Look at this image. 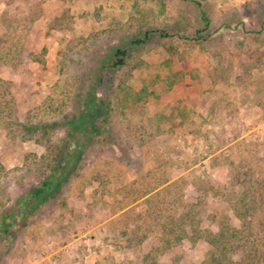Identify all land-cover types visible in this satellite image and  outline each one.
<instances>
[{
  "label": "rangeland",
  "instance_id": "rangeland-1",
  "mask_svg": "<svg viewBox=\"0 0 264 264\" xmlns=\"http://www.w3.org/2000/svg\"><path fill=\"white\" fill-rule=\"evenodd\" d=\"M152 28L169 35L134 44ZM92 98L103 128L72 130ZM67 142L63 186L24 203ZM226 253L264 264V0H0V264Z\"/></svg>",
  "mask_w": 264,
  "mask_h": 264
},
{
  "label": "trees",
  "instance_id": "trees-1",
  "mask_svg": "<svg viewBox=\"0 0 264 264\" xmlns=\"http://www.w3.org/2000/svg\"><path fill=\"white\" fill-rule=\"evenodd\" d=\"M158 34L162 36H167L169 35V32L167 30H155V29H148L145 31L142 35V37H138L135 41L134 44L140 45L143 43H147L151 39H153L155 36H158ZM128 49H123L120 48L115 54V61L113 62L112 66L115 68H121L123 65L126 63V58L128 56ZM109 110V107L106 106L104 101L98 102L96 98H92V103L89 106V108L86 110V113H84V116L78 117L74 116L73 118L67 117L66 125H69L72 130H78L81 127V123L83 121H87L90 125V131L92 133L100 131L103 128V125L100 126L97 123V119L100 117H103ZM60 123L58 122H44V123H38V124H33V125H26L27 127V133L33 132V134H38V139L42 140V138L48 136L52 130L56 127L59 126ZM41 132L42 135H39ZM32 134V133H31ZM44 136V137H42ZM70 136L74 138V143L75 144V132L70 131ZM69 142L65 143L64 145H58L60 148L56 157L53 159L51 162L44 163L42 165V175L41 179L36 183V185L32 188V190L28 191V193L25 195L24 199L22 201L24 202L26 200V203H31L37 202L41 204L44 202V200H47L50 195H53L54 193L58 192L60 188L63 186V182L66 180L69 172H70V167L72 165V159L75 158L76 152H72L70 150V147H68ZM77 145V143L75 144ZM72 147V146H71ZM22 203V206L24 203ZM33 205L32 206V211L35 209L34 207L38 206ZM23 208V207H22ZM28 208V207H27ZM28 211L30 210V207L27 209ZM22 213L24 210H22ZM8 216H14L13 212L7 213ZM6 214V215H7ZM183 227V226H182ZM230 227V226H229ZM200 227H196V230H199ZM223 229V228H222ZM221 229V230H222ZM196 232V231H194ZM238 233L236 229H234V234ZM220 236H222L220 238ZM227 234V230L224 229L222 230L221 234L216 235L214 238L210 239L212 244L214 246H222L224 249L227 248L226 244L228 243V240L226 238H231ZM224 238V239H223ZM223 239V242L220 240ZM232 242V241H231ZM236 244V248H241V243L239 241L232 242V244ZM235 248V249H236ZM215 255V254H214ZM216 257L213 256L212 262L214 263ZM224 260L228 261V264H231L233 262V258L230 256L229 253L225 254L224 259L217 260V263H222Z\"/></svg>",
  "mask_w": 264,
  "mask_h": 264
}]
</instances>
